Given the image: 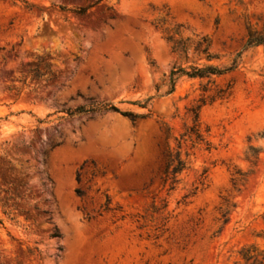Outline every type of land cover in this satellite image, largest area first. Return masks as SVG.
I'll return each mask as SVG.
<instances>
[{"label":"rangeland","instance_id":"374dc122","mask_svg":"<svg viewBox=\"0 0 264 264\" xmlns=\"http://www.w3.org/2000/svg\"><path fill=\"white\" fill-rule=\"evenodd\" d=\"M176 28L206 35L214 58L171 52ZM248 29L264 32V0H0V264H236L245 245L264 251V44L246 46ZM234 62L165 94L173 66ZM99 103L148 116L67 115ZM198 104L202 140L183 139ZM167 134L186 162L174 183Z\"/></svg>","mask_w":264,"mask_h":264},{"label":"trees","instance_id":"16d2710c","mask_svg":"<svg viewBox=\"0 0 264 264\" xmlns=\"http://www.w3.org/2000/svg\"><path fill=\"white\" fill-rule=\"evenodd\" d=\"M87 8H75L72 10L77 15H82ZM111 9V8H110ZM61 10H63V7H61ZM174 35H178L177 28L172 31V34H168L165 37V40L167 42L171 43L170 49L171 52L181 54L184 58H187L188 53L191 51L192 54H195L198 59H204L206 61H210L214 58L213 54L210 52V42L209 38L206 35L195 36V39H192L190 37L186 38H174ZM264 44V32L261 31H255L252 29L247 30L246 34V46H252V45H259ZM235 62L226 68H219L215 65L208 64V65H190L187 68L181 67V66H173L171 70L168 73L167 82L164 83L167 86V89L165 91V94H170L174 91L175 88V82L180 76H186L188 78H209L215 75H221L227 71L232 70L235 68ZM32 72V76L35 79L41 78L42 75L34 69ZM156 91H159V86H156ZM223 95V93H222ZM150 99V97L147 98V100L144 101V105H140L138 101H131L129 103L131 104H137L140 107H145V104ZM201 107V104H198L196 106H193L188 109V112L192 116V122L193 126L190 129L191 131L189 133H182L181 138L188 139L190 141L195 140H202V136L198 131V113L199 109ZM102 111H110L114 113H118L123 117H126L131 124H134L137 119H145L148 116V113H136L130 110H122L118 108L117 106L110 104V103H103V104H91L87 107H78L74 110L68 111V116H73L77 114H99ZM41 122V121H39ZM169 135L166 136V155H165V161H164V168H163V174H164V182L166 180L171 179V181L174 183L177 181V174H179L183 169H185L186 162L184 159L181 158V152H180V146L181 141L177 142V150L172 151L169 143H168ZM183 138V139H184ZM3 185H6L9 187L11 183L9 181H4ZM1 189V188H0ZM6 193L8 192L7 189H3ZM78 194H81L80 190H76ZM1 206H5L4 204H1ZM8 213V212H7ZM60 233L58 229L54 226L52 232L50 233V237L53 238H60ZM239 255V261H237L236 264H264V251L259 250L258 247L254 244L245 245L240 248L238 251Z\"/></svg>","mask_w":264,"mask_h":264}]
</instances>
